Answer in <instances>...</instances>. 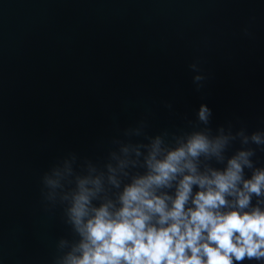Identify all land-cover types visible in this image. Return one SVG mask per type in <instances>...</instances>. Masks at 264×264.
Instances as JSON below:
<instances>
[{"label": "water", "instance_id": "obj_1", "mask_svg": "<svg viewBox=\"0 0 264 264\" xmlns=\"http://www.w3.org/2000/svg\"><path fill=\"white\" fill-rule=\"evenodd\" d=\"M196 135L221 142L196 175L242 152L237 188L264 171V0H0V264H71L79 182L115 212L153 153ZM249 195L243 211H264Z\"/></svg>", "mask_w": 264, "mask_h": 264}, {"label": "clouds", "instance_id": "obj_2", "mask_svg": "<svg viewBox=\"0 0 264 264\" xmlns=\"http://www.w3.org/2000/svg\"><path fill=\"white\" fill-rule=\"evenodd\" d=\"M205 111L201 109L202 119ZM220 147V141L196 135L163 160H156L153 153L150 174L125 187L122 206L115 212L110 211L111 202L90 207L95 191L85 185L92 183L99 190L100 182L81 180L70 215L85 242L81 257L71 264H233V258L264 257V211L258 207L243 211L249 206V194L260 195L264 189V171L244 181L242 190L237 188L240 161L247 163L242 152L229 160L224 172L213 171L211 177L195 174L190 158L218 153ZM185 169L190 174L179 180L174 199L155 194L156 188L169 186ZM194 184L202 190L192 197ZM226 194L236 197L227 211ZM190 199L193 206L186 207Z\"/></svg>", "mask_w": 264, "mask_h": 264}]
</instances>
